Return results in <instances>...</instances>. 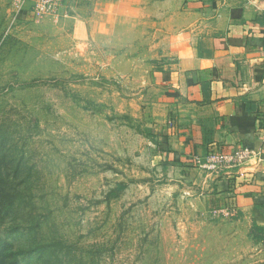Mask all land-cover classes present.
<instances>
[{"label": "rangeland", "instance_id": "1", "mask_svg": "<svg viewBox=\"0 0 264 264\" xmlns=\"http://www.w3.org/2000/svg\"><path fill=\"white\" fill-rule=\"evenodd\" d=\"M72 22L16 15L0 0V264L264 263V233H251L252 254L235 249L224 215L182 199L187 184L140 152L134 128L122 151L121 128L115 141L107 125L110 81L99 78L108 63L90 76L97 62L76 52Z\"/></svg>", "mask_w": 264, "mask_h": 264}, {"label": "crops", "instance_id": "2", "mask_svg": "<svg viewBox=\"0 0 264 264\" xmlns=\"http://www.w3.org/2000/svg\"><path fill=\"white\" fill-rule=\"evenodd\" d=\"M112 1L90 17L80 11L89 1L81 2L63 19L74 21L65 27L76 52L97 62L90 76L110 81L112 137L120 127L125 151L134 128L140 152L187 184L193 196L182 199L213 218L222 213L228 241L252 254L260 245L251 233H264V0ZM134 45L148 46L149 55L131 54ZM99 62L108 65L98 78ZM239 149L255 156L216 174L193 162Z\"/></svg>", "mask_w": 264, "mask_h": 264}, {"label": "built area", "instance_id": "3", "mask_svg": "<svg viewBox=\"0 0 264 264\" xmlns=\"http://www.w3.org/2000/svg\"><path fill=\"white\" fill-rule=\"evenodd\" d=\"M84 1L90 0H13V8L16 15L28 12L34 16L64 19L69 18L75 6ZM253 156L251 150L239 149L232 153L211 152L206 157H195L193 162L200 170L216 174L246 165Z\"/></svg>", "mask_w": 264, "mask_h": 264}]
</instances>
